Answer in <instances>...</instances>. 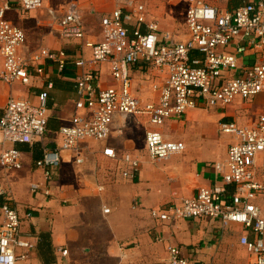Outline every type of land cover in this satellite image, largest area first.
I'll return each mask as SVG.
<instances>
[{
  "label": "built area",
  "instance_id": "obj_1",
  "mask_svg": "<svg viewBox=\"0 0 264 264\" xmlns=\"http://www.w3.org/2000/svg\"><path fill=\"white\" fill-rule=\"evenodd\" d=\"M185 26L187 38L177 39L148 19V7L136 0L120 1L117 8L101 18L102 40L85 41L92 51L90 58L73 57L66 50L39 48L23 52L25 30L9 18L14 3L25 11L42 9L44 0H0V91L16 84L30 85L35 77L45 75L48 63L64 72L70 62L76 68L78 98L69 125L60 128L59 147L43 148L36 166L43 170V182L31 184L33 193L51 196L53 169L64 152H78L86 140L106 141L113 131L116 116H144L150 124L160 126L190 110L227 107L237 98L244 101L264 96V57L246 60L249 55L264 52V0L247 2L227 9L206 0H188ZM222 1V0H219ZM65 38L84 40L86 27L79 3L74 0L62 16L49 10ZM198 52L202 57L193 56ZM108 65L115 81L101 84L100 73ZM149 67L166 72L155 82L156 95L144 101L135 89L132 69ZM37 95L38 102L11 94L0 118V170L20 171L25 166L24 153L18 143L34 144L44 140L49 123V88ZM220 130L233 136L226 160L214 164L216 173L232 191L202 186L191 197L179 203L151 210L153 218L164 222L187 219L218 220L223 228L240 225L244 231L239 243L251 257V264H264V114L246 125L221 122ZM148 154L152 161H165L185 151L184 142L172 141L160 131L146 134ZM104 154L116 158L114 149ZM78 164L84 158H76ZM129 169L124 176L136 177L140 161L125 155ZM110 208L105 212L109 213ZM30 216V214H28ZM33 247L22 232V218L7 186L0 183V264H19L29 258ZM64 254L67 251L64 250ZM165 264H191L182 250L169 245Z\"/></svg>",
  "mask_w": 264,
  "mask_h": 264
},
{
  "label": "crops",
  "instance_id": "obj_2",
  "mask_svg": "<svg viewBox=\"0 0 264 264\" xmlns=\"http://www.w3.org/2000/svg\"><path fill=\"white\" fill-rule=\"evenodd\" d=\"M72 1L44 0L43 8L35 11H25L19 3H14L8 15L25 30L27 41L23 52L26 55L39 48H49L66 50L72 59L81 55L90 58L92 51L85 41L102 40L101 18L111 14L123 0H76L86 27L84 40L63 37L58 22L49 14V10H54L62 16ZM136 1L147 4L148 19L156 21L161 29L173 32L177 39L187 38L188 0L181 30L183 37L174 32V24L166 22L165 8L149 10V3L157 0ZM206 1L234 9L255 0ZM193 56L202 57L198 52ZM254 56L249 55L246 60L255 59ZM148 72L151 77L143 80L146 88L150 86L148 94L141 95L137 88V93L146 102L156 97L153 83L166 77V72L135 66L132 73L136 84L139 77H146ZM75 75L73 62L62 73L56 65L48 63L45 75L35 77L30 85L16 84L12 89L3 85L0 91L1 118L11 94L38 102L37 95L52 85L49 88L48 131L44 140L16 144L24 153V168L9 172L0 170V183L10 189L22 218V232L33 244L29 258L19 264H165L169 245L178 246L191 264H237L233 244L241 246L242 226L233 224L223 228L218 220L210 219L170 223L151 215L154 208L194 196L202 186L232 191V186L223 184L214 164L226 160L234 141L233 136L221 132L220 123L246 125L237 122L235 112L239 110L233 107L211 108L209 112L203 108L190 110L160 126L150 124L144 116L124 118L118 115L108 140H86L78 152L63 153L61 164L53 169L51 196L33 193L31 184L43 182V170L36 166V160L42 156L44 147L61 145L60 128L71 124L78 113ZM100 80L104 87L115 83L108 65L102 66ZM235 101L242 106L246 102L241 98ZM149 130L160 131L169 140L184 142L185 151L165 161H152L146 143ZM105 148L114 149L116 158L106 156ZM125 155L141 162L134 179L124 176L129 169ZM80 157L84 162L78 164L75 159ZM106 208L111 211L106 213ZM249 258L251 263L250 255Z\"/></svg>",
  "mask_w": 264,
  "mask_h": 264
},
{
  "label": "rangeland",
  "instance_id": "obj_3",
  "mask_svg": "<svg viewBox=\"0 0 264 264\" xmlns=\"http://www.w3.org/2000/svg\"><path fill=\"white\" fill-rule=\"evenodd\" d=\"M160 6L165 8V11L167 13L165 15L166 22L170 21L172 24H174V26H176L174 32L179 34L178 36L183 37V33L181 32V30L183 27L182 24L184 23L187 0H157L156 3H149V10L155 9V7ZM259 55L261 59L262 57H264V52L260 53ZM254 58H258V56L255 55ZM150 77L151 73L148 72L146 77H139V79L137 80V84L135 82V89L137 91L138 88V91L142 92L140 93L141 95L148 94V89L150 86L147 85L146 88V84L143 82V80L147 81ZM114 84L115 83H113L112 85ZM228 107H233L239 110L235 112L237 122H240L242 124H249L256 120L260 114L264 113V96L259 95L258 97L252 100H248L244 102L243 106L242 103H238L237 101H235L231 106H227L224 109H227ZM219 108L223 109L222 107ZM204 111L209 112L211 110L205 109ZM233 248L237 253V264H251L249 254L245 251L242 246H239V244H233Z\"/></svg>",
  "mask_w": 264,
  "mask_h": 264
},
{
  "label": "trees",
  "instance_id": "obj_4",
  "mask_svg": "<svg viewBox=\"0 0 264 264\" xmlns=\"http://www.w3.org/2000/svg\"><path fill=\"white\" fill-rule=\"evenodd\" d=\"M38 160V159H37Z\"/></svg>",
  "mask_w": 264,
  "mask_h": 264
}]
</instances>
